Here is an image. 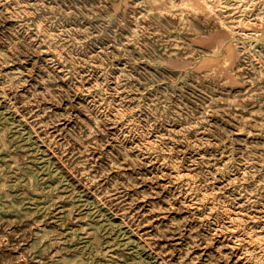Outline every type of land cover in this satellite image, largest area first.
<instances>
[{"label": "rangeland", "instance_id": "1", "mask_svg": "<svg viewBox=\"0 0 264 264\" xmlns=\"http://www.w3.org/2000/svg\"><path fill=\"white\" fill-rule=\"evenodd\" d=\"M0 264H264V0H0Z\"/></svg>", "mask_w": 264, "mask_h": 264}, {"label": "bare ground", "instance_id": "2", "mask_svg": "<svg viewBox=\"0 0 264 264\" xmlns=\"http://www.w3.org/2000/svg\"><path fill=\"white\" fill-rule=\"evenodd\" d=\"M212 9V8H211Z\"/></svg>", "mask_w": 264, "mask_h": 264}]
</instances>
